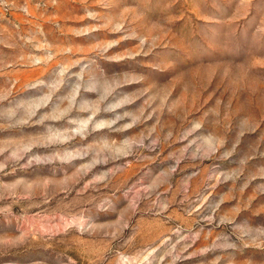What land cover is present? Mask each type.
I'll use <instances>...</instances> for the list:
<instances>
[{"label":"rangeland","instance_id":"rangeland-1","mask_svg":"<svg viewBox=\"0 0 264 264\" xmlns=\"http://www.w3.org/2000/svg\"><path fill=\"white\" fill-rule=\"evenodd\" d=\"M0 264H264V0H0Z\"/></svg>","mask_w":264,"mask_h":264}]
</instances>
